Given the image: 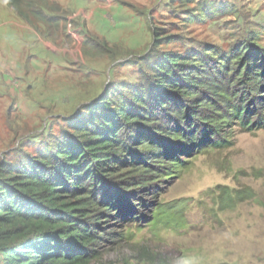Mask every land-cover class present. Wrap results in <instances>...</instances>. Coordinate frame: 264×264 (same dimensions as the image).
I'll return each instance as SVG.
<instances>
[{
    "label": "rangeland",
    "instance_id": "374dc122",
    "mask_svg": "<svg viewBox=\"0 0 264 264\" xmlns=\"http://www.w3.org/2000/svg\"><path fill=\"white\" fill-rule=\"evenodd\" d=\"M50 1L60 10L46 9L56 22L44 26L64 52L53 62L33 50L30 86L1 93L0 163L35 155L101 94L146 86L165 52L210 60L243 40L264 48V0ZM223 125L227 147L180 154L179 167L146 160L155 174L132 189L129 215L137 219L103 222L90 264H264V127Z\"/></svg>",
    "mask_w": 264,
    "mask_h": 264
},
{
    "label": "trees",
    "instance_id": "16d2710c",
    "mask_svg": "<svg viewBox=\"0 0 264 264\" xmlns=\"http://www.w3.org/2000/svg\"><path fill=\"white\" fill-rule=\"evenodd\" d=\"M2 1L47 27L56 21L45 10H60L50 0ZM208 59L165 52L146 86L101 94L35 155L0 163V264H90L103 222L137 219L130 199L155 174L148 158L179 167L180 154L229 146L220 134L229 121L263 128L264 48L243 40Z\"/></svg>",
    "mask_w": 264,
    "mask_h": 264
},
{
    "label": "crops",
    "instance_id": "0c3cea01",
    "mask_svg": "<svg viewBox=\"0 0 264 264\" xmlns=\"http://www.w3.org/2000/svg\"><path fill=\"white\" fill-rule=\"evenodd\" d=\"M55 33L56 30L48 29L43 24L27 22L0 0V100L3 98L1 93L11 94V91L15 93L17 84L30 86V83H26V79L28 81L31 77L30 70L25 67V64L27 66L32 57L38 56L32 52L33 50L40 54L51 53V57L48 58H51L53 62L58 60V56L64 52V47L60 43L58 47L59 39L53 38L56 36ZM77 57H79L78 54ZM39 58L41 59L42 56ZM11 85H14L12 90L6 88Z\"/></svg>",
    "mask_w": 264,
    "mask_h": 264
}]
</instances>
